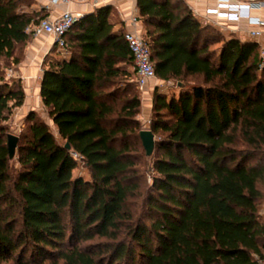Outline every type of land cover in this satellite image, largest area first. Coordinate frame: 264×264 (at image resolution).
I'll return each mask as SVG.
<instances>
[{"label":"trees","instance_id":"16d2710c","mask_svg":"<svg viewBox=\"0 0 264 264\" xmlns=\"http://www.w3.org/2000/svg\"><path fill=\"white\" fill-rule=\"evenodd\" d=\"M31 3L0 0V264L264 258L258 43L202 22L186 0H136L155 75L181 84L176 96L153 89L147 129L159 138L146 155L125 30L111 6L95 8L42 62L39 97L53 128L29 111L9 159L4 122L25 93L6 71L23 61L31 26L47 17ZM80 162L85 175L74 174Z\"/></svg>","mask_w":264,"mask_h":264},{"label":"crops","instance_id":"0c3cea01","mask_svg":"<svg viewBox=\"0 0 264 264\" xmlns=\"http://www.w3.org/2000/svg\"><path fill=\"white\" fill-rule=\"evenodd\" d=\"M32 8H43L48 17H56L64 10H70L74 13L83 15L102 6H111V19L116 23V28L122 27L125 31L131 29L129 19L133 15H138L136 0H73L65 3H51L50 0H33ZM189 7L198 13L199 18L207 8H213L216 5L215 0H186ZM253 16H264V7L250 11ZM211 21L220 29L228 30L229 33L240 39H250L245 31L252 27L246 18L238 21H228L225 18L209 17ZM213 23V22H212ZM142 29V24L140 22ZM53 37L48 33H42L33 37L25 48L23 61L15 68L18 77L24 88L25 98L23 104L17 108L15 116H25L29 111H44L41 99L39 97V81L42 74V62L48 55L54 56L52 52ZM149 92V90H148ZM148 94V93H145ZM264 215V206L261 209Z\"/></svg>","mask_w":264,"mask_h":264},{"label":"built area","instance_id":"2783aa9c","mask_svg":"<svg viewBox=\"0 0 264 264\" xmlns=\"http://www.w3.org/2000/svg\"><path fill=\"white\" fill-rule=\"evenodd\" d=\"M73 0H50L51 3H69ZM216 5L213 8H207L202 16L204 23H217L216 20L211 21L210 16L216 18H225L228 21H238L246 18L251 28L245 31L246 35L255 40L260 49V57L264 60V16H253L250 11L264 7V0H215ZM198 15L196 11H193ZM82 15L74 13L70 10H64L56 17H45L39 23L32 25L30 30L33 37L42 33H48L53 37V44L58 47H64V35L71 28L73 23ZM213 22V23H212ZM131 29L125 31L124 39L132 54L134 69L136 72V82L142 94L152 90V83L155 79V69L151 61L150 51L147 42L142 34L140 27V19L138 15H133L129 19ZM215 25V24H214ZM6 74L9 77H18L13 69H8ZM144 124H149L147 120ZM146 125H144L145 127ZM147 129V128H144ZM20 131V129H19ZM78 157L77 154H74ZM250 264H264V258H256Z\"/></svg>","mask_w":264,"mask_h":264},{"label":"rangeland","instance_id":"374dc122","mask_svg":"<svg viewBox=\"0 0 264 264\" xmlns=\"http://www.w3.org/2000/svg\"><path fill=\"white\" fill-rule=\"evenodd\" d=\"M33 6V3L30 4V6L28 7V9H31ZM222 31H224L226 34H228V30H224L222 29ZM10 69V68H9ZM13 69V68H11ZM131 70L133 71V69L131 68ZM6 77L9 78V76L6 74ZM179 85H181L180 83H177L175 80L170 79L168 81H163L161 79H159L157 76L155 77V79L153 80L152 83V90H149L148 94H142V92L139 90L137 92V95L140 98V110L139 113L137 115V118L140 121L141 124V129L144 128H148L149 125L148 124H144L147 120L151 119L152 116V100H153V89L155 87H159L162 90H164V92L166 93L167 97H170L172 95L176 96L179 93ZM38 115L44 119L52 128L53 126L51 125L50 120L48 119L45 111L41 110L38 112ZM25 116H15V114L13 115V117H11L7 122H4V124L8 125V133H12L17 135L19 133V129H22V125H23V118ZM144 125H146L144 127ZM155 138H159L158 135H155ZM84 174L85 175V169L83 168V164L80 162L78 165V168L75 169L74 174ZM147 183H150V175L149 173H147Z\"/></svg>","mask_w":264,"mask_h":264},{"label":"water","instance_id":"95a60500","mask_svg":"<svg viewBox=\"0 0 264 264\" xmlns=\"http://www.w3.org/2000/svg\"><path fill=\"white\" fill-rule=\"evenodd\" d=\"M140 138L142 145L145 149L146 155H150L154 148L155 136L149 129L140 130ZM18 142V136L12 133L7 134V150L9 159L15 156V150ZM66 148H70L68 143L65 144Z\"/></svg>","mask_w":264,"mask_h":264}]
</instances>
